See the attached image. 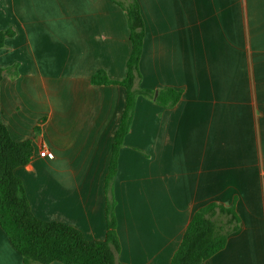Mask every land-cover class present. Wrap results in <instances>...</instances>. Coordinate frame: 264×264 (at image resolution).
I'll list each match as a JSON object with an SVG mask.
<instances>
[{
  "label": "crops",
  "instance_id": "crops-1",
  "mask_svg": "<svg viewBox=\"0 0 264 264\" xmlns=\"http://www.w3.org/2000/svg\"><path fill=\"white\" fill-rule=\"evenodd\" d=\"M128 1L0 0V31L14 32L0 50L1 118L32 142L15 174L34 215L102 241L114 202L118 262L171 264L197 210L234 206L237 231L203 264H264V0H137V87L154 96L136 97L106 191L125 89L91 79L126 77ZM168 88L180 100L158 105ZM0 264H24L1 227Z\"/></svg>",
  "mask_w": 264,
  "mask_h": 264
},
{
  "label": "trees",
  "instance_id": "trees-1",
  "mask_svg": "<svg viewBox=\"0 0 264 264\" xmlns=\"http://www.w3.org/2000/svg\"><path fill=\"white\" fill-rule=\"evenodd\" d=\"M115 1V0H114ZM127 15L131 53L127 62L126 77L122 81L110 80L104 71L96 73L91 82L95 85L118 84L125 89V106L114 134L112 152L105 180L106 191L112 184L120 147L128 133L135 100L138 95L154 96L152 90L140 89V57L144 41V21L137 0L118 3ZM13 31H0V50ZM5 69L0 66V227L12 246L21 255L24 264H124L117 260L120 243L113 213L114 202L106 207L107 235L105 240H87L70 225L44 222L33 213L24 184L15 170L28 165L33 157L30 140L15 141L1 118V85ZM182 92L171 88L160 90L156 102L160 106H173ZM38 131L39 128L37 127ZM239 218L235 207L225 208L210 203L192 216L182 241L171 259V264H203L223 250L228 236L237 231Z\"/></svg>",
  "mask_w": 264,
  "mask_h": 264
},
{
  "label": "built area",
  "instance_id": "built-area-1",
  "mask_svg": "<svg viewBox=\"0 0 264 264\" xmlns=\"http://www.w3.org/2000/svg\"><path fill=\"white\" fill-rule=\"evenodd\" d=\"M47 155H48V150L45 147H43L41 149L40 156L41 157H46Z\"/></svg>",
  "mask_w": 264,
  "mask_h": 264
}]
</instances>
